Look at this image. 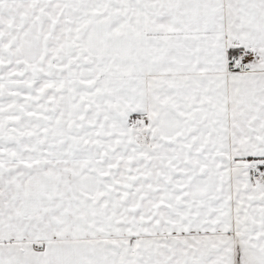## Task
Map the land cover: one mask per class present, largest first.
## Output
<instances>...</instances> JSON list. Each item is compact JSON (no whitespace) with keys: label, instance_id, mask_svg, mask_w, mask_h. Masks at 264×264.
<instances>
[{"label":"snow or ice","instance_id":"snow-or-ice-1","mask_svg":"<svg viewBox=\"0 0 264 264\" xmlns=\"http://www.w3.org/2000/svg\"><path fill=\"white\" fill-rule=\"evenodd\" d=\"M0 264H264V0H0Z\"/></svg>","mask_w":264,"mask_h":264}]
</instances>
